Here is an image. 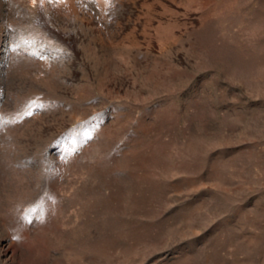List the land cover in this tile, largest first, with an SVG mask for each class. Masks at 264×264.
I'll return each instance as SVG.
<instances>
[{
	"label": "rangeland",
	"instance_id": "rangeland-1",
	"mask_svg": "<svg viewBox=\"0 0 264 264\" xmlns=\"http://www.w3.org/2000/svg\"><path fill=\"white\" fill-rule=\"evenodd\" d=\"M0 264H264V0H0Z\"/></svg>",
	"mask_w": 264,
	"mask_h": 264
},
{
	"label": "snow or ice",
	"instance_id": "snow-or-ice-1",
	"mask_svg": "<svg viewBox=\"0 0 264 264\" xmlns=\"http://www.w3.org/2000/svg\"><path fill=\"white\" fill-rule=\"evenodd\" d=\"M33 3H36V0H33Z\"/></svg>",
	"mask_w": 264,
	"mask_h": 264
}]
</instances>
